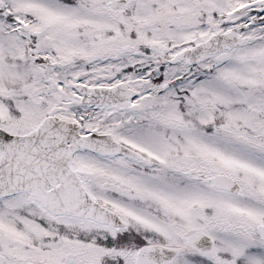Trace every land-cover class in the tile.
I'll return each instance as SVG.
<instances>
[{
  "label": "snow or ice",
  "instance_id": "snow-or-ice-1",
  "mask_svg": "<svg viewBox=\"0 0 264 264\" xmlns=\"http://www.w3.org/2000/svg\"><path fill=\"white\" fill-rule=\"evenodd\" d=\"M0 264H264V0H0Z\"/></svg>",
  "mask_w": 264,
  "mask_h": 264
}]
</instances>
